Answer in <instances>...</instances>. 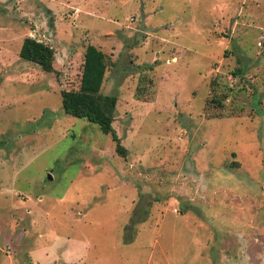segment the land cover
Wrapping results in <instances>:
<instances>
[{
    "label": "rangeland",
    "instance_id": "1",
    "mask_svg": "<svg viewBox=\"0 0 264 264\" xmlns=\"http://www.w3.org/2000/svg\"><path fill=\"white\" fill-rule=\"evenodd\" d=\"M88 44L124 155L62 108ZM0 264H264V0H0Z\"/></svg>",
    "mask_w": 264,
    "mask_h": 264
},
{
    "label": "trees",
    "instance_id": "2",
    "mask_svg": "<svg viewBox=\"0 0 264 264\" xmlns=\"http://www.w3.org/2000/svg\"><path fill=\"white\" fill-rule=\"evenodd\" d=\"M18 54L45 71H54V49L35 37H24ZM106 68L105 53L95 45L88 44L83 53L78 87L61 90V104L66 114L96 123L103 133L111 136L116 142V150L124 155L126 149L120 144L113 127L117 97L101 92Z\"/></svg>",
    "mask_w": 264,
    "mask_h": 264
}]
</instances>
